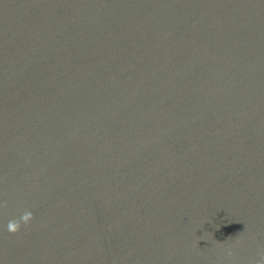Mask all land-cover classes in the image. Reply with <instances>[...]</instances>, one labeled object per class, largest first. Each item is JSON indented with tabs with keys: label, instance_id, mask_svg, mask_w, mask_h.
Listing matches in <instances>:
<instances>
[{
	"label": "water",
	"instance_id": "1",
	"mask_svg": "<svg viewBox=\"0 0 264 264\" xmlns=\"http://www.w3.org/2000/svg\"><path fill=\"white\" fill-rule=\"evenodd\" d=\"M0 264H264V0H0Z\"/></svg>",
	"mask_w": 264,
	"mask_h": 264
}]
</instances>
